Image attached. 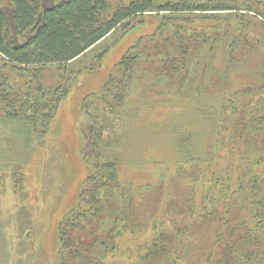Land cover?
Segmentation results:
<instances>
[{
  "label": "trees",
  "instance_id": "1",
  "mask_svg": "<svg viewBox=\"0 0 264 264\" xmlns=\"http://www.w3.org/2000/svg\"><path fill=\"white\" fill-rule=\"evenodd\" d=\"M7 1L0 6V127L20 139L47 134L82 73L71 65L148 14L163 19L84 100L83 159L93 174L59 225L61 264H186L183 253L187 264L262 260L264 251L253 256L256 235L264 236V60L253 88L234 76L243 57L264 45V34H243L249 14L264 22V0ZM108 51L95 55L98 65ZM47 73L59 82L48 85ZM160 106L168 107L162 120ZM140 112L156 115L142 121ZM149 165L154 183L122 179ZM21 166L10 170L17 191ZM4 180L0 168V193ZM125 233L151 234L134 262L118 260Z\"/></svg>",
  "mask_w": 264,
  "mask_h": 264
},
{
  "label": "rangeland",
  "instance_id": "2",
  "mask_svg": "<svg viewBox=\"0 0 264 264\" xmlns=\"http://www.w3.org/2000/svg\"><path fill=\"white\" fill-rule=\"evenodd\" d=\"M109 1L114 7L126 3L127 0ZM6 5H8L7 0H0V6ZM160 14H148L143 24L129 29L130 31L128 30L122 37L119 32L108 37L86 57L81 58L80 62L70 66L71 69L81 70L82 73L75 80L71 92L62 100L51 120L47 134L31 135L27 142L26 138H17L10 126L1 125L0 156L4 154L8 158H0V168H5V180L0 193V264H61L62 244L59 239V225L69 212L80 204L82 187L93 174L92 165L83 159L86 144L83 128L87 123L83 112L84 100L101 89L109 77L116 72L122 57L133 48L139 38L150 35L158 29L163 21ZM249 16L256 20L252 18L245 21L243 34L252 37L253 40L264 34V22H260L262 18L250 14ZM107 46L109 51L98 65L94 57ZM250 55L254 58L251 59ZM258 57H262V60ZM243 60L241 64L243 71L241 70V73L238 71L234 79L240 85L245 84L253 88L254 82L259 81L254 74V68L260 71L259 64L264 60V45L246 54ZM44 80L48 85L59 82L51 73L44 75ZM167 109L166 106H160L157 115L156 112L152 114L140 112L138 118L146 121L148 117L154 118L156 115L155 118L162 120L167 114ZM15 163L22 165L23 169L19 191L15 188L10 171ZM168 167L170 165L164 167L165 172ZM153 168L154 166L149 165L139 171H124L122 179L133 180L136 185L154 183L158 176L154 174ZM201 195L202 188H199V197ZM250 219L255 221L252 217ZM258 227L264 228L263 220ZM261 232L256 235L257 252L254 253L253 258L264 251V236L260 235ZM137 235L125 233L119 238L118 260L134 262L138 254L145 250L151 234ZM180 258L187 264L186 253ZM257 264H264V257Z\"/></svg>",
  "mask_w": 264,
  "mask_h": 264
}]
</instances>
